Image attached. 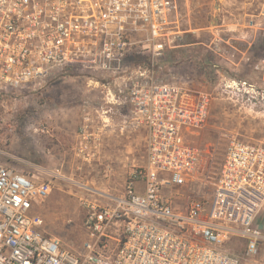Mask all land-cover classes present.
<instances>
[{
  "label": "built area",
  "instance_id": "1",
  "mask_svg": "<svg viewBox=\"0 0 264 264\" xmlns=\"http://www.w3.org/2000/svg\"><path fill=\"white\" fill-rule=\"evenodd\" d=\"M180 27L176 0H0V89L17 95L53 84L81 56L85 68L89 54L115 74L127 54L171 49ZM122 80L113 79L114 96L130 106L128 127L144 134L143 162L117 195L81 187L84 239L74 248L48 235L36 213L52 181L0 161V264H264L256 259L264 146L231 139L210 183L186 139L206 125L208 96L144 70ZM197 186L206 193H190ZM231 240L243 242L241 256L227 248Z\"/></svg>",
  "mask_w": 264,
  "mask_h": 264
},
{
  "label": "rangeland",
  "instance_id": "2",
  "mask_svg": "<svg viewBox=\"0 0 264 264\" xmlns=\"http://www.w3.org/2000/svg\"><path fill=\"white\" fill-rule=\"evenodd\" d=\"M176 1L183 33L161 56L127 54L113 74L89 54L85 68L72 67L66 84L17 95L0 89V161L52 181L36 213L64 246L78 248L84 239L81 187L117 195L126 173L145 157L143 132L128 127L130 106L114 96L113 79L123 84L144 70L157 82L208 96L206 125L186 139L198 149L200 172L210 183L231 139L264 146V0ZM227 248L244 252L240 240ZM256 259L264 263V245Z\"/></svg>",
  "mask_w": 264,
  "mask_h": 264
},
{
  "label": "flooded vegetation",
  "instance_id": "3",
  "mask_svg": "<svg viewBox=\"0 0 264 264\" xmlns=\"http://www.w3.org/2000/svg\"><path fill=\"white\" fill-rule=\"evenodd\" d=\"M80 46L78 47V50H87V38H80ZM80 65L78 66L79 68H83V65H84V60H83V57L81 56L80 57ZM71 68L67 69L63 78H61V80H58V81H55L53 82V84H66L68 82H71L72 80V76H71Z\"/></svg>",
  "mask_w": 264,
  "mask_h": 264
},
{
  "label": "crops",
  "instance_id": "4",
  "mask_svg": "<svg viewBox=\"0 0 264 264\" xmlns=\"http://www.w3.org/2000/svg\"><path fill=\"white\" fill-rule=\"evenodd\" d=\"M143 141H144V134H143Z\"/></svg>",
  "mask_w": 264,
  "mask_h": 264
},
{
  "label": "trees",
  "instance_id": "5",
  "mask_svg": "<svg viewBox=\"0 0 264 264\" xmlns=\"http://www.w3.org/2000/svg\"><path fill=\"white\" fill-rule=\"evenodd\" d=\"M133 55V54H132Z\"/></svg>",
  "mask_w": 264,
  "mask_h": 264
}]
</instances>
